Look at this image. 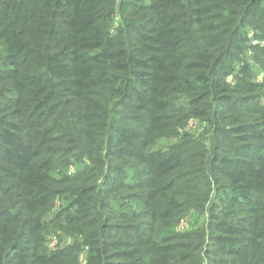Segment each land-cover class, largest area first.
Segmentation results:
<instances>
[{
	"label": "trees",
	"instance_id": "1",
	"mask_svg": "<svg viewBox=\"0 0 264 264\" xmlns=\"http://www.w3.org/2000/svg\"><path fill=\"white\" fill-rule=\"evenodd\" d=\"M114 4L0 0V264H264V0Z\"/></svg>",
	"mask_w": 264,
	"mask_h": 264
},
{
	"label": "rangeland",
	"instance_id": "2",
	"mask_svg": "<svg viewBox=\"0 0 264 264\" xmlns=\"http://www.w3.org/2000/svg\"><path fill=\"white\" fill-rule=\"evenodd\" d=\"M121 2H122V0H114L115 10H114V13H113L114 15H113V18L111 21V32L114 34H116L118 32V27H120V23L122 21L121 12L119 10ZM259 31L260 30H257L256 33ZM247 32H248L249 38H251V40H252L251 43L253 46L260 45V46L264 47V43H263L264 39H262V40L261 39H253L255 32H254L252 26H249L247 28ZM251 53L252 52L250 51L249 54H251ZM262 61H264V60H262ZM240 66H241V64L234 63L231 65L230 68L234 67L236 69V72H237L238 69L240 68ZM253 72L255 73L256 76H258V77H256L257 78L256 80L258 82L264 77V67H262L261 65L254 66ZM229 82L231 84H236L235 83L236 78L234 76H231L229 79ZM208 127H209V125L206 122H203V121L198 120V119H190L188 121V123L185 125L184 131L189 132L191 134H194L195 136H200L201 134H203L207 130ZM175 142H177L176 138H173V139L163 138L160 140L159 144L160 145L161 144L170 145V144L175 143ZM79 166L80 165L78 163H74L68 168V171L75 172ZM61 204H63V202H61L60 200H58L56 202L55 207L53 208L51 213H49V215H48L49 217L47 216L49 219L53 218L55 212H58L60 210L59 207ZM66 204H67V202H66ZM192 221H193V218L188 217L187 220H183L181 222L179 228L185 230L187 227H191ZM72 241H73V239H72V236H70V235H67L66 237H59L57 234H53V235H50L48 237L47 244H48L49 248L54 249L57 246H64V245L70 244ZM80 258H81L82 264H84L86 262L87 252H83L82 255L80 256Z\"/></svg>",
	"mask_w": 264,
	"mask_h": 264
},
{
	"label": "built area",
	"instance_id": "3",
	"mask_svg": "<svg viewBox=\"0 0 264 264\" xmlns=\"http://www.w3.org/2000/svg\"><path fill=\"white\" fill-rule=\"evenodd\" d=\"M258 42V41H257ZM263 43H264V41H263Z\"/></svg>",
	"mask_w": 264,
	"mask_h": 264
}]
</instances>
